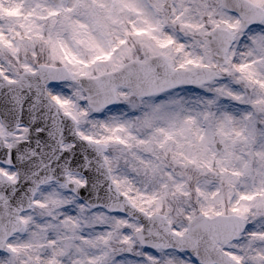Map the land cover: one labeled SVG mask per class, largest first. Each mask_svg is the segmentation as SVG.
I'll return each instance as SVG.
<instances>
[{"label": "snow or ice", "instance_id": "6c2138e0", "mask_svg": "<svg viewBox=\"0 0 264 264\" xmlns=\"http://www.w3.org/2000/svg\"><path fill=\"white\" fill-rule=\"evenodd\" d=\"M0 264H264V0H0Z\"/></svg>", "mask_w": 264, "mask_h": 264}]
</instances>
